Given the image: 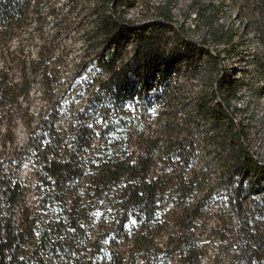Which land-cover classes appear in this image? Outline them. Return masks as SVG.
<instances>
[{"label": "trees", "instance_id": "16d2710c", "mask_svg": "<svg viewBox=\"0 0 264 264\" xmlns=\"http://www.w3.org/2000/svg\"><path fill=\"white\" fill-rule=\"evenodd\" d=\"M71 1L0 0V264H264V179L251 183L264 164L236 119L240 81L218 77L207 47L237 53L223 4L192 1L196 44L175 28L176 0L140 24L127 9L149 0ZM244 1L264 81V0ZM90 5L76 54L69 18ZM199 80L185 95L180 82ZM19 121L33 193L3 160Z\"/></svg>", "mask_w": 264, "mask_h": 264}, {"label": "rangeland", "instance_id": "374dc122", "mask_svg": "<svg viewBox=\"0 0 264 264\" xmlns=\"http://www.w3.org/2000/svg\"><path fill=\"white\" fill-rule=\"evenodd\" d=\"M53 3H56L58 8L63 11L69 8L71 0H52ZM166 0H149L144 5H140L132 10L127 9L128 18L136 21L138 24L143 23L146 19L143 17L147 16L148 22L157 20L155 15H152L151 12H148V7H153V4L157 5L160 2H165ZM193 0H176V8L174 9V16L176 20L175 28L179 29L181 26L187 30L186 39L192 41L193 43H201V37L206 35V30L194 29L196 25V20L194 14H189V7ZM208 2L213 1L214 3H222L223 9L220 16L221 22L226 27L233 28L234 31L239 32L240 38L236 40L237 44V53L233 59H228L227 53L224 51V46H215L211 44L208 47V53L211 55L222 54V57L219 61V74L218 77L225 78V81L228 80H238L240 81V97L234 102V108H239L240 113L237 114V121L244 120L246 129L250 133L249 137V146L251 147L254 157L259 159L261 163L264 164V91L262 89L264 81L262 80L261 73L258 71L254 61L253 55L255 52H260L257 46V42L250 32L251 20H252V8L250 2L244 0H207ZM91 5L87 6L86 10L82 16H77L73 14L69 19L71 23V29L69 30L67 36L69 39L64 40L65 43L70 45L72 48L76 49V54H79L84 41L82 37L79 36V32L89 29L85 24L87 21V16H92ZM86 19V20H85ZM145 23V22H144ZM147 23V22H146ZM84 25L86 29H84ZM246 26V27H245ZM248 26V27H247ZM81 29H80V28ZM54 27L48 28V34L52 35L55 33ZM83 35V34H82ZM74 46V47H73ZM32 48V47H31ZM37 47L32 48V53L36 56ZM208 53L203 52L204 59H208ZM215 76V75H213ZM182 87H184V92L189 93H198L201 92L203 88V82L199 81H181ZM41 88L37 87L35 93L33 94V107L32 112L35 114L39 113L44 103L38 99L40 96ZM183 92V90H182ZM68 100V99H67ZM67 104V102H65ZM65 118H62V120ZM14 137L16 138V143L13 146H8L6 150H2L4 153L3 160L8 165L7 173L8 175L16 176L18 179L22 180L27 184L31 193L36 189V178L34 174V164L32 160H27L24 163H19V158L24 155L21 154L20 150H23L27 142V132L19 121L14 126ZM5 134V132H2ZM17 154V155H15ZM200 162L201 157L197 159ZM203 161V160H202ZM264 179V171H262L257 177L252 180V184L258 185V182H261ZM35 197L30 194L29 203L32 204V207L35 208L36 203ZM218 206V205H217Z\"/></svg>", "mask_w": 264, "mask_h": 264}]
</instances>
